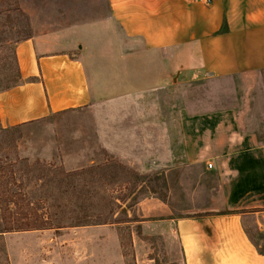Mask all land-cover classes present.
I'll list each match as a JSON object with an SVG mask.
<instances>
[{"label":"crops","instance_id":"obj_1","mask_svg":"<svg viewBox=\"0 0 264 264\" xmlns=\"http://www.w3.org/2000/svg\"><path fill=\"white\" fill-rule=\"evenodd\" d=\"M105 4L114 64L95 65L80 45L54 50L50 34L20 40V82L0 92V125L90 111L104 155L164 175L165 198L145 196L133 213L174 234L180 264H264V142L232 107L171 98L192 82L264 70V0Z\"/></svg>","mask_w":264,"mask_h":264},{"label":"rangeland","instance_id":"obj_2","mask_svg":"<svg viewBox=\"0 0 264 264\" xmlns=\"http://www.w3.org/2000/svg\"><path fill=\"white\" fill-rule=\"evenodd\" d=\"M106 23L105 0H0V92L20 82L15 47L30 36L114 64ZM171 98L189 109L232 107L264 142V70L192 82ZM91 122L84 110L0 125V264H180L174 234L142 227L133 213L145 196L165 198L164 175L104 155Z\"/></svg>","mask_w":264,"mask_h":264},{"label":"trees","instance_id":"obj_3","mask_svg":"<svg viewBox=\"0 0 264 264\" xmlns=\"http://www.w3.org/2000/svg\"><path fill=\"white\" fill-rule=\"evenodd\" d=\"M0 198H1V196H0ZM8 201H10L9 203H12V204H15V201H13L12 199H9ZM9 226H7V230H11L10 228H8Z\"/></svg>","mask_w":264,"mask_h":264},{"label":"built area","instance_id":"obj_4","mask_svg":"<svg viewBox=\"0 0 264 264\" xmlns=\"http://www.w3.org/2000/svg\"><path fill=\"white\" fill-rule=\"evenodd\" d=\"M206 166H207V167H211V163H209V162L206 163Z\"/></svg>","mask_w":264,"mask_h":264}]
</instances>
